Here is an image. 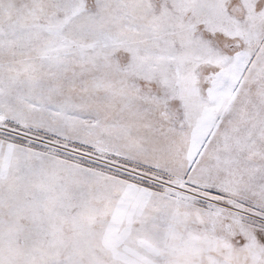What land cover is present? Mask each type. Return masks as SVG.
<instances>
[{"label": "snow or ice", "instance_id": "1", "mask_svg": "<svg viewBox=\"0 0 264 264\" xmlns=\"http://www.w3.org/2000/svg\"><path fill=\"white\" fill-rule=\"evenodd\" d=\"M0 264H264V0H0Z\"/></svg>", "mask_w": 264, "mask_h": 264}]
</instances>
